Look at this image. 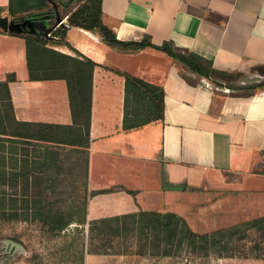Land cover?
<instances>
[{
    "label": "crops",
    "instance_id": "crops-1",
    "mask_svg": "<svg viewBox=\"0 0 264 264\" xmlns=\"http://www.w3.org/2000/svg\"><path fill=\"white\" fill-rule=\"evenodd\" d=\"M10 2L0 0V16L21 17L9 13ZM100 3L103 23L121 41L145 35L156 45L172 41L233 76L264 68V0ZM52 16V11L46 14ZM69 19L62 27L68 42L97 64L89 128L74 122L67 82L31 80L26 39L0 30V83L15 76L8 85L11 106L8 93L0 89V173L10 180L0 184V191L89 196L90 222L172 207L166 197L179 190L167 187L166 180L184 183L178 194L197 190L193 181L204 185L198 192L225 194L228 190L218 187L231 179L244 190L264 192V90L251 94L219 86L154 50H117ZM54 49L75 56L68 47ZM126 74L164 89L163 120L135 129L125 126ZM155 168L165 173L157 186L164 198L159 209L140 200L145 190L156 189Z\"/></svg>",
    "mask_w": 264,
    "mask_h": 264
},
{
    "label": "trees",
    "instance_id": "trees-1",
    "mask_svg": "<svg viewBox=\"0 0 264 264\" xmlns=\"http://www.w3.org/2000/svg\"><path fill=\"white\" fill-rule=\"evenodd\" d=\"M100 2L101 0H86L80 4L70 16L71 24L98 33L109 46L120 51L154 50L165 54L175 60L183 70H188L219 86H227L234 90H248L251 94L264 90V82L234 84L230 80L233 75L215 70L210 61L191 52L181 51L172 41L156 45L148 35L138 41L119 40L116 34L103 23ZM51 8L50 0H11L8 7L9 13L13 16L19 13H22V16H40L43 12H51ZM2 13L3 9L0 8V15ZM64 30L60 27L54 30L50 37L26 33L12 34L23 36L27 41V61L31 80H65L69 89L74 122L89 128L92 111L93 72L97 64L72 47ZM62 46L73 50L75 56L54 49ZM125 78V126L135 129L154 121L163 120L164 89L134 75L126 74ZM13 80H15V76L11 75L6 83H0V89L8 93L10 106L11 97L8 85ZM51 127L53 128V126ZM53 139L56 140V138ZM70 142L74 141L70 140ZM1 183L3 185L10 183L9 178L2 173H0ZM59 197H64V195L14 196L5 191L0 192V218L38 222L52 234H59L75 223L86 226V199L81 202L79 201L80 196H73V201L78 205L70 207L63 202L65 199ZM79 202L81 203L79 204ZM88 224L90 227L89 255H124L129 258H141L145 251L150 248L158 250L164 244L171 247L175 240L179 247L187 242L194 250L206 252L210 247L216 246L219 241L229 240L238 235L240 238H245L250 230L264 233V216L244 223V229L238 226L208 235L194 232L186 219L172 211L168 213L140 211L122 216L101 218ZM131 238H133V244L127 246L125 250H116L117 243L127 245V240ZM83 254L84 250L81 259ZM166 254H171V251Z\"/></svg>",
    "mask_w": 264,
    "mask_h": 264
},
{
    "label": "rangeland",
    "instance_id": "rangeland-1",
    "mask_svg": "<svg viewBox=\"0 0 264 264\" xmlns=\"http://www.w3.org/2000/svg\"><path fill=\"white\" fill-rule=\"evenodd\" d=\"M50 1L51 11L55 13L52 3L54 2L62 17L67 14L71 16L78 8L77 0ZM230 80L236 85L262 83L264 82V68L254 69L249 75L233 76ZM162 172L156 168L153 170L152 177L159 179L154 185L156 189H154L155 191L145 190L146 194L140 198L147 207L159 209V203L161 199H164L163 193L157 192L160 189L157 186L161 177L162 180L165 178V173ZM261 172L264 175V164ZM165 182L167 187L171 185L178 187V193L184 184L179 180L176 184H170L167 180ZM207 182L206 185L211 188L214 182L212 180ZM237 182L238 180L231 179L229 186L227 183L219 185L218 188L228 191L225 194H218L212 191L198 192L197 190L200 188L198 186L204 185L196 184L193 181L191 186L197 190L181 194L171 192L166 197V201L171 203L172 207H164L160 212L172 211L179 214L198 234L212 235L216 231L238 226L244 229V223L264 216V192L244 190L241 183L236 185ZM261 185L263 186L259 183V186ZM192 191L195 192L191 193ZM59 198L65 199L63 202L70 207L78 205L73 201V196ZM84 199L88 203L90 198L84 195L79 197L81 202ZM89 222L87 220L86 226L75 223L59 234H52L38 222L0 218V264H264V233L255 230L248 231L245 238H240L238 235L229 240L219 241L216 246L210 247L206 252L194 250L187 242L179 247L175 240L171 247L164 244L158 250L150 248L141 258L132 256L129 258L124 255H89ZM6 241L18 243L22 245L23 249L13 248ZM126 243L128 244L119 245L117 243L116 250H125L127 246L133 244V238L128 239ZM83 250L84 254L81 259ZM170 251L171 254H166Z\"/></svg>",
    "mask_w": 264,
    "mask_h": 264
},
{
    "label": "water",
    "instance_id": "water-1",
    "mask_svg": "<svg viewBox=\"0 0 264 264\" xmlns=\"http://www.w3.org/2000/svg\"><path fill=\"white\" fill-rule=\"evenodd\" d=\"M55 7V16L50 18L46 17L45 13H41L40 16L35 15H24L18 18H9L0 16V30L7 33L17 34H32V35H44L51 36V33L57 27H67L64 22V17L60 14L59 8L56 3L52 2ZM55 19V22L51 25V21ZM51 20V21H50ZM7 244L11 245L16 249H23L22 245L13 241H6Z\"/></svg>",
    "mask_w": 264,
    "mask_h": 264
},
{
    "label": "built area",
    "instance_id": "built-area-1",
    "mask_svg": "<svg viewBox=\"0 0 264 264\" xmlns=\"http://www.w3.org/2000/svg\"><path fill=\"white\" fill-rule=\"evenodd\" d=\"M77 3H78V5L81 3V0H77ZM70 16H69V14H67L65 17H64V22H65V24L67 25L68 24V18H69Z\"/></svg>",
    "mask_w": 264,
    "mask_h": 264
}]
</instances>
